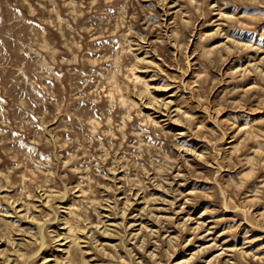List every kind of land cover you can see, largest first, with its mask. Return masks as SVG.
I'll list each match as a JSON object with an SVG mask.
<instances>
[{"label": "rangeland", "instance_id": "rangeland-1", "mask_svg": "<svg viewBox=\"0 0 264 264\" xmlns=\"http://www.w3.org/2000/svg\"><path fill=\"white\" fill-rule=\"evenodd\" d=\"M0 264H264V0H0Z\"/></svg>", "mask_w": 264, "mask_h": 264}, {"label": "bare ground", "instance_id": "bare-ground-1", "mask_svg": "<svg viewBox=\"0 0 264 264\" xmlns=\"http://www.w3.org/2000/svg\"><path fill=\"white\" fill-rule=\"evenodd\" d=\"M165 105H166V103H165ZM46 191H43V193H42V196H43V199H45L46 198ZM42 200V199H41ZM49 202V199L48 200H46V203H48ZM43 203V202H42ZM69 210V209H68ZM68 212V211H67ZM71 212V211H70ZM64 220V219H63ZM62 221V220H61ZM62 223H64L63 225V230H66V232H62V233H60L59 235H60V237H61V235H63L62 236V238H60V239H64V240H66V242H64V243H62V244H60L59 245V247H58V250L57 251H59L60 252V254L63 256V255H66L65 257H67V256H69L70 254H71V241H73V242H77L78 243V240L76 239V238H71L70 239V234H72V227L68 224V225H66V223L65 222H63L62 221ZM66 234H67V236H66ZM65 235V236H64ZM70 239V240H69ZM68 241H70L71 243L68 245L67 243H68Z\"/></svg>", "mask_w": 264, "mask_h": 264}]
</instances>
